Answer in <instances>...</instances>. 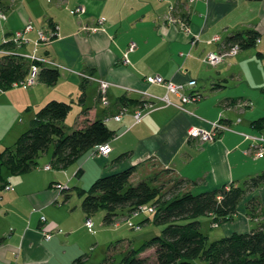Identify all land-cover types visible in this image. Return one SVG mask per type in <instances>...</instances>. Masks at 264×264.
I'll return each mask as SVG.
<instances>
[{
  "label": "crops",
  "instance_id": "obj_1",
  "mask_svg": "<svg viewBox=\"0 0 264 264\" xmlns=\"http://www.w3.org/2000/svg\"><path fill=\"white\" fill-rule=\"evenodd\" d=\"M9 1L5 5L0 0L1 10L9 9L0 30L2 42L32 22L35 30L27 33L29 41L18 51L35 52L60 70L55 85L41 81L29 86L12 85L29 87L24 91L29 97L24 106L32 112L30 121L40 106L57 98L80 109L72 125L68 116L62 121L67 129L75 128L84 119H102L115 135L105 142L111 146L108 155H94L93 147L66 166L55 164L53 157L40 156V163L24 174L3 170L10 188L0 191V264H75L81 256H85L81 263L85 264L88 253L95 251L97 245L105 248L107 255L108 241L98 242L92 233L109 232L110 228L105 226L104 217L97 216L94 221L93 214L82 208L80 190L88 188L94 178L112 171L136 165L131 178L136 183L168 169L170 175L188 180L187 190L193 192L241 185L264 173V155L256 158L249 148L251 140L246 138L264 137V127H256L257 121L264 118V94L254 95L247 88L235 91L236 81L241 85L245 82L237 66L255 58L254 53L240 50L218 64L207 61L210 52L227 46L229 36L246 29L259 32L258 43L262 46L258 56L264 55V0ZM79 6L85 11L77 13ZM170 6L185 24L165 22ZM54 26L55 36L36 44L37 30L51 36ZM215 36L220 39L213 41ZM132 43L135 47L130 50ZM152 75L183 83L186 93L194 90L200 98L182 102L170 94L174 104H166L161 99L166 88L146 79ZM192 79L197 80L193 89L188 85ZM102 82L107 83L105 90ZM7 91L0 90V94ZM245 101L252 105L243 106ZM138 107L144 109L145 115L136 122L134 112ZM84 110L86 114L82 113ZM214 122L228 127L215 140L203 142L189 136L192 127L210 129ZM125 153L122 160L113 164ZM48 165L50 169H46ZM74 173L86 179L75 181ZM62 177L69 182L59 181ZM72 181L77 199L69 186ZM57 184L67 188L59 189ZM259 194L262 201L256 196ZM131 216L121 217L113 224L119 227L121 220ZM88 218L93 220L91 228L86 226ZM250 221L257 223L256 227ZM230 222L244 231L263 226L264 186L239 202L235 219ZM47 232L52 234L50 240L45 238Z\"/></svg>",
  "mask_w": 264,
  "mask_h": 264
},
{
  "label": "trees",
  "instance_id": "obj_2",
  "mask_svg": "<svg viewBox=\"0 0 264 264\" xmlns=\"http://www.w3.org/2000/svg\"><path fill=\"white\" fill-rule=\"evenodd\" d=\"M1 6L0 2V9ZM52 30L57 31V26ZM11 36L0 44V50L12 52L0 54V90H9L15 82L26 79L33 64L39 65L36 81L55 85L60 77L59 68L24 58ZM258 39V31L246 29L229 36L225 43L227 46L239 44L240 50H244L256 46ZM130 102L143 104L134 100ZM72 107V103L67 101H48L37 111L29 128L15 143L0 151V191L9 186L3 170L12 174L29 172L37 166L41 154L51 146L54 163L66 166L85 151L114 137L115 131L102 119H84L75 128L67 129L62 121ZM257 123L256 127L263 128L264 118ZM125 155L118 156L113 164ZM136 169V165H131L112 171L99 177L90 188L80 190L82 208L89 215L105 211L106 224L131 215L141 206L154 207L153 218L148 217L143 222L153 221L164 226L161 234L145 240L137 248L127 246L119 264H194V259H200L205 264H264V224L213 241L200 230L201 216L209 217L215 226L235 219L239 202L264 184V173L243 181V186L232 184L202 192L182 191L188 180L173 178L175 193L166 198L167 192L163 191L160 181L162 173L170 172L168 169L133 183L131 178ZM133 224L141 228V223ZM150 249L154 251V259L142 255ZM84 257L77 259L75 264H81Z\"/></svg>",
  "mask_w": 264,
  "mask_h": 264
},
{
  "label": "rangeland",
  "instance_id": "obj_3",
  "mask_svg": "<svg viewBox=\"0 0 264 264\" xmlns=\"http://www.w3.org/2000/svg\"><path fill=\"white\" fill-rule=\"evenodd\" d=\"M2 3L5 5L10 4L9 0H1ZM1 10V9H0ZM4 10L2 11V14H5L6 17L8 15V11ZM5 20L3 18H0V30L2 26L4 25ZM28 24V23H27ZM25 28V27H24ZM29 33V32H28ZM55 36V35H54ZM9 38V36H7ZM2 43V38H1V31H0V44ZM25 45V44H24ZM23 45V46H24ZM22 46V47H23ZM261 44L257 43L256 46L247 49L242 50L241 52H253L255 58H248L247 61L242 62V65L237 66L238 69L243 73V79H245L244 85L237 84L238 82L236 81L235 78V91H243L246 88L248 89L247 92L252 93L254 95H263L264 90L262 91L261 88L264 87V55L263 56H258V52L260 51ZM21 47V49H22ZM27 53V52H26ZM3 54V53H0ZM22 54V52H20ZM30 54H35V52L30 53ZM43 59H48L43 56H39ZM57 65V64H56ZM55 67V66H54ZM57 67V66H56ZM58 68V67H57ZM89 79V77H88ZM255 88V89H254ZM29 87L27 88H16L12 87L10 90L7 91L6 94L2 95L0 94V151L9 145H12L18 137L25 132L29 128V121L31 119L32 112L28 109L26 110V100H29V97H25V92L28 91ZM15 90V91H13ZM264 98V97H263ZM263 98H261L260 103L262 105ZM57 99V98H56ZM255 100L254 98H252ZM52 99H49L50 101ZM60 100V99H58ZM47 101V102H48ZM64 101V100H63ZM47 102H45L43 105H45ZM70 102V101H67ZM72 103V102H70ZM253 107H255V101H253ZM42 105V106H43ZM40 106V108L42 107ZM72 109L70 110L68 114V118L70 119V122L72 125V122H75V115L77 116L78 113L80 112V109L77 107L76 104L72 103ZM252 107V108H253ZM38 108V109H40ZM37 109V108H35ZM73 129V128H72ZM53 154V146L50 147V149L41 154V158H45L46 156H50L52 158ZM40 163V159L38 160ZM56 171V169H54ZM59 170V169H57ZM63 174V172L61 173ZM164 175L161 177V183H163V191L167 192L166 198H170L172 195L175 193V189L172 188L174 184V177L173 175H170L169 173H162ZM99 177L94 178V180L89 183L88 188L91 187L94 181H96ZM72 178H74L75 181H80L81 178H79L75 173L72 175ZM83 179V178H82ZM86 179V176L84 177L83 180ZM59 181H61L64 184H67L68 178H60ZM75 181H72L69 186L73 190V198L77 199L78 194L75 190ZM133 181H137L136 177H133ZM243 182H241V185ZM243 186V185H242ZM264 186V184L262 185ZM86 188V189H88ZM188 186H184L182 188V191L187 190ZM259 199L262 198L261 195H256ZM245 198V197H244ZM253 200V199H252ZM251 201V199H250ZM260 202V201H258ZM263 205V204H262ZM137 214V215H135ZM132 213L130 218L126 217L128 219L126 220H121L120 226L116 227V224H106L108 228H110L109 232H102L98 234V230L96 232L92 233V236H94V239L96 241H101V243L108 241V244H106L108 247V253L107 255L105 254V248L97 245V249L95 251H90L89 254V259L85 264H119V262L122 260V257L124 255L125 248L127 246L131 247H139L145 240L150 239L156 235H160L161 231L164 226L158 225L153 221H149V223H142L141 220H145L146 218H153L154 213H149L145 211H140L139 213L135 212ZM105 216V211L100 210L93 214L92 219L96 221L97 216L103 218ZM125 217V216H124ZM103 220V219H102ZM201 225H200V230L205 233L210 241L220 239L221 237L226 236L227 234H231L233 232H240L244 230H238L237 226H235V222H226L222 223L220 225H213L212 220L207 217V216H201ZM139 224L141 223V228L136 229L132 227L129 222ZM104 222V220H103ZM252 227H256L255 222H251ZM99 224L97 223V227ZM96 227V228H97ZM117 232H111V231H116ZM111 250V251H110ZM106 255V256H105ZM142 255H149L150 258L154 259V251L152 249L147 250L145 253ZM109 259V260H107ZM107 260V262H106ZM194 264H205V262L201 261L200 259H194L193 260Z\"/></svg>",
  "mask_w": 264,
  "mask_h": 264
},
{
  "label": "built area",
  "instance_id": "obj_4",
  "mask_svg": "<svg viewBox=\"0 0 264 264\" xmlns=\"http://www.w3.org/2000/svg\"><path fill=\"white\" fill-rule=\"evenodd\" d=\"M190 1H194V0H190ZM174 10H175V8L173 6H170L169 11L165 15V19H164L165 22L173 23V24H177V23H184L185 24V21L183 19L181 20L179 17H177L174 14ZM84 11H85V9L82 6H79L76 8L77 13H82ZM0 18L6 19V15L2 14L1 10H0ZM100 22H102L101 19H100ZM33 30H35V26L32 22H29L25 26V28H23L21 30H17L13 33L12 40L17 44L18 48H21L24 44H26V42L29 41L27 39L26 35L28 32H31ZM37 33H38L39 40L36 41V44H39L40 42H47L52 37H54V35L56 34L55 31H52V35L48 36L46 34V32H44L42 29H38ZM219 39H220L219 36H215L213 38V41H218ZM259 41H260V39H258V42ZM134 47H135V44L132 43L130 46V50L134 49ZM239 51H240L239 44H230L228 46H225L223 49H221L219 51L210 52L207 55V61L213 65L218 64V63L222 62L223 60H225L227 57L238 54ZM0 53L9 54L12 52L11 51L9 52L6 50H0ZM21 55L26 59L32 60L33 62L37 61V62H42V63L48 64V65L53 64L50 62V60L43 59L36 54L22 53ZM38 69H39V65L33 64L27 78L24 80H21V81H17L13 85L14 86H29L31 84H34L36 82ZM87 77L90 78L89 75H87ZM146 79L149 83L159 84V85H162L166 88L167 93L163 98H161L166 104H169V105L174 104L170 99V94L177 95L182 100V102H190V101L198 100V98H200V94L194 90H192L190 93H186V85L183 83L174 82L173 80L166 79L160 75L148 76ZM196 84H197V80H195V79H192L188 82V85L192 89L196 86ZM106 87H107V83L102 82L103 90H105ZM103 101L106 102V99H103ZM153 105L154 104H151V103L149 104L150 107H153ZM251 105H252V102H248V101L243 102V106H251ZM144 115H145L144 109L138 107L134 112V118H135L136 122L141 121L142 118L144 117ZM115 119L119 120L120 116H115ZM227 128L228 127L226 125L222 124L221 122H214L210 129H206L203 127H197V126L192 127L189 130V136L191 138H198L199 140H201L203 142L213 141L217 138L219 132H221ZM246 138L251 140V144H250L249 148L251 151H253L252 154L256 158L262 157L264 155V145H263L264 137L263 136L246 135ZM110 151H111L110 144L109 143H102V144H99L98 146H96V150L93 152V154L94 155H108ZM50 168H51L50 165L46 166V169H50ZM57 187L59 189H65V188H67V185L57 184ZM9 188H10V186H7V189H9ZM140 211L153 213L154 207L150 206V205H144V206H141L140 209L135 211V212L139 213ZM135 212H134V214H135ZM135 215H137V214H135ZM41 219L46 220V217L42 216ZM129 224L131 226H135L131 222H129ZM86 226H88L89 228H91L93 226V220L91 218L87 219ZM216 226H217V224H216ZM135 227L137 229H140V227L137 225ZM51 237H52L51 233L47 232L45 234V238L47 240H50Z\"/></svg>",
  "mask_w": 264,
  "mask_h": 264
}]
</instances>
